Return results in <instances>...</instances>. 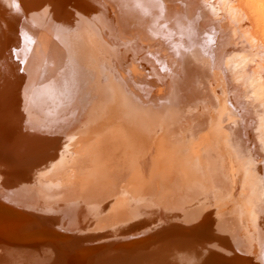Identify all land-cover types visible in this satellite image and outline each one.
<instances>
[{
    "label": "bare ground",
    "instance_id": "obj_1",
    "mask_svg": "<svg viewBox=\"0 0 264 264\" xmlns=\"http://www.w3.org/2000/svg\"><path fill=\"white\" fill-rule=\"evenodd\" d=\"M21 1L0 0V264H264V40L242 0ZM24 12L83 90L47 86Z\"/></svg>",
    "mask_w": 264,
    "mask_h": 264
},
{
    "label": "rangeland",
    "instance_id": "obj_2",
    "mask_svg": "<svg viewBox=\"0 0 264 264\" xmlns=\"http://www.w3.org/2000/svg\"><path fill=\"white\" fill-rule=\"evenodd\" d=\"M12 1L16 2L17 0H12ZM19 1L22 3L23 7L32 5V3L28 2V1H26V2L21 1V0H19ZM242 3H243V5L247 6L250 9L251 14H253L254 20H255V24H254L255 32H256V34H258V36L262 40H264V0H242ZM26 13L27 12H24V14H25L24 19L29 21L34 26V28H38L37 29L38 36H41L40 38L42 39L43 44L46 43V45H47L46 59H48L47 61L49 62V70H47L45 73L46 79H47V81H46L47 86H49L50 88L56 89L57 92L60 89H63L64 91L65 90L69 91L71 88H73V90H75V91L83 90L82 86L84 85V78H82V75H80L78 73V71H76L75 72L76 75H74L73 72H74L75 68H72L70 66L68 67L64 63L66 61L65 57L75 58L73 56V53L65 50L66 46H64L63 48H59V47L63 46V43L61 42V40L59 38H57V36L53 32H51L48 29V28H53V27H51V26L48 27L47 23H42L37 18L36 15L32 16V17H26ZM57 41H59L60 45L56 43ZM75 59H76V61H78L77 58H75ZM21 63H22V61H21ZM4 71H7V69H4ZM0 72H2V71H0ZM4 75L6 76L7 74H4ZM85 80H86V78H85ZM247 119H248L249 125H250V123L254 122V119L252 118L250 113L247 114ZM74 126H75V122L70 123L66 132H65L66 129L61 131L62 142L60 145L63 144V140L65 139L66 136L70 135V137H72L71 132L73 131ZM250 128L251 127H249V129ZM67 139L69 140V137ZM58 140H60V139L58 138ZM51 149L54 150L51 157L56 155V153H58V155L60 154L59 143L56 146L51 147ZM68 153L69 152H66L64 155H62L63 161L65 160ZM50 159L53 160V158H50ZM44 160H46L45 162H48V160L46 158ZM31 162H33V161H31ZM23 164L24 165L28 164V165H26V166H28V168L32 167V164H30L28 162L23 163ZM232 202L235 203V200L234 201L232 200ZM204 217L207 218V216H204ZM204 220L205 219H202V221H204ZM181 228H183L181 230V232L185 233L186 236H190L192 234H195V232L197 230V227L194 229L192 227H189V228L181 227ZM89 232H91V231H89ZM141 235H143V234H140L139 236H141ZM139 236H137V237H139ZM26 237H27V235L24 238L26 239ZM2 244H4V246L7 248H13L12 246H14V249L17 251L23 250V249L16 247V244H11L12 245L11 247L7 243L2 242ZM182 259L186 260L185 256H184V258L182 257ZM238 262L240 264H251L250 262H245V261H240V260ZM209 264H211V261Z\"/></svg>",
    "mask_w": 264,
    "mask_h": 264
}]
</instances>
